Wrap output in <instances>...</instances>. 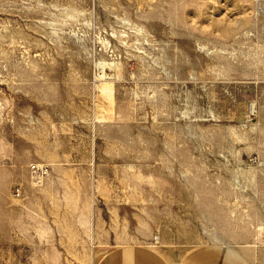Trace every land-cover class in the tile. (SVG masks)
<instances>
[{"label": "rangeland", "instance_id": "rangeland-1", "mask_svg": "<svg viewBox=\"0 0 264 264\" xmlns=\"http://www.w3.org/2000/svg\"><path fill=\"white\" fill-rule=\"evenodd\" d=\"M123 245L264 264V0H0V264Z\"/></svg>", "mask_w": 264, "mask_h": 264}, {"label": "crops", "instance_id": "crops-1", "mask_svg": "<svg viewBox=\"0 0 264 264\" xmlns=\"http://www.w3.org/2000/svg\"><path fill=\"white\" fill-rule=\"evenodd\" d=\"M98 264H193L192 258L184 256L178 262L149 246L123 245L109 249Z\"/></svg>", "mask_w": 264, "mask_h": 264}, {"label": "built area", "instance_id": "built-area-1", "mask_svg": "<svg viewBox=\"0 0 264 264\" xmlns=\"http://www.w3.org/2000/svg\"><path fill=\"white\" fill-rule=\"evenodd\" d=\"M31 170L34 174L36 175H41L43 173L47 172V167L46 166H42L40 164H32L31 165ZM19 190V189H18Z\"/></svg>", "mask_w": 264, "mask_h": 264}, {"label": "bare ground", "instance_id": "bare-ground-1", "mask_svg": "<svg viewBox=\"0 0 264 264\" xmlns=\"http://www.w3.org/2000/svg\"><path fill=\"white\" fill-rule=\"evenodd\" d=\"M102 85V84H101ZM104 85V84H103ZM104 87V86H103Z\"/></svg>", "mask_w": 264, "mask_h": 264}]
</instances>
